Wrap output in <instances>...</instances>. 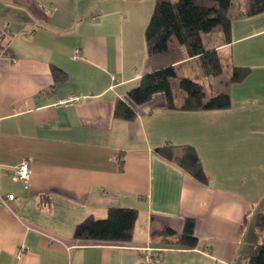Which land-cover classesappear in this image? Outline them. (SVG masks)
Here are the masks:
<instances>
[{"label":"crops","instance_id":"0c3cea01","mask_svg":"<svg viewBox=\"0 0 264 264\" xmlns=\"http://www.w3.org/2000/svg\"><path fill=\"white\" fill-rule=\"evenodd\" d=\"M155 2L0 0V196L15 198L0 205V264L247 263L264 200V13L235 20L220 49L227 68L216 93L229 94V109L171 110L159 95L135 119H118V102L153 72ZM54 67L67 75L60 84ZM72 96L86 101L62 104ZM184 147L207 185L175 163ZM24 162L27 184L8 173ZM110 208L139 211L131 243L74 239ZM186 219L195 249L176 239Z\"/></svg>","mask_w":264,"mask_h":264},{"label":"trees","instance_id":"16d2710c","mask_svg":"<svg viewBox=\"0 0 264 264\" xmlns=\"http://www.w3.org/2000/svg\"><path fill=\"white\" fill-rule=\"evenodd\" d=\"M261 13H264V0H156L146 30L153 72L129 92L126 100L118 102L115 116L122 120L135 119L138 109L159 95L165 98L167 108L171 110L211 112L229 109V94L219 93L207 98L205 87L221 77L227 68L220 49L231 42L232 23ZM4 41L5 37L0 33V54ZM52 72L57 84L67 79L66 73L58 68L54 67ZM239 79L234 70L232 82ZM181 96L182 103L179 101ZM183 151L174 159L175 163L199 183L207 185L209 180L196 151L192 147H184ZM259 209L249 232L246 264H264V200ZM138 217L136 209L110 208L105 219L90 216L80 223L74 239L129 244L133 241ZM164 232L170 233L168 229ZM155 236L157 233L154 232L152 237ZM176 239L184 247L196 248L194 219L184 221L182 234Z\"/></svg>","mask_w":264,"mask_h":264},{"label":"built area","instance_id":"2783aa9c","mask_svg":"<svg viewBox=\"0 0 264 264\" xmlns=\"http://www.w3.org/2000/svg\"><path fill=\"white\" fill-rule=\"evenodd\" d=\"M81 57V51L79 49H76L74 51V59H78ZM86 101V97L83 96H72L70 99L67 101H63L62 104H69V103H82ZM8 173H13L15 177L23 182V183H29L32 178V170H31V165L29 162H24L22 163L19 167L9 169ZM15 198L14 196H6V197H1L0 196V205L8 206L10 203H14ZM24 255V249H21L17 256L21 258ZM146 264H158L160 263L159 260L154 261L152 258L147 257L145 260Z\"/></svg>","mask_w":264,"mask_h":264},{"label":"rangeland","instance_id":"374dc122","mask_svg":"<svg viewBox=\"0 0 264 264\" xmlns=\"http://www.w3.org/2000/svg\"><path fill=\"white\" fill-rule=\"evenodd\" d=\"M225 75H226V73L224 74V75H222V77H220V78H218L217 80H215L214 82H212V87H213V89L215 90V91H212V88H211V83L210 84H208L207 83V85H206V87H205V92H206V94H207V96H211V95H214V94H217L216 92H218L219 90L218 89H220L219 88V85H220V83L223 81V79L225 78ZM178 87H179V82H178ZM179 89V88H178ZM177 94H181V95H184L181 91H175ZM182 96H181V100H179V101H181V103H182ZM19 167V166H18ZM16 168V167H15ZM20 251V250H19Z\"/></svg>","mask_w":264,"mask_h":264}]
</instances>
